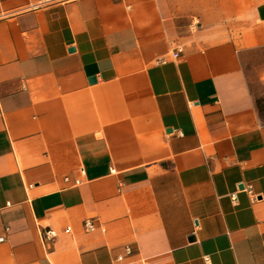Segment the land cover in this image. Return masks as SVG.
<instances>
[{
	"label": "crops",
	"instance_id": "0c3cea01",
	"mask_svg": "<svg viewBox=\"0 0 264 264\" xmlns=\"http://www.w3.org/2000/svg\"><path fill=\"white\" fill-rule=\"evenodd\" d=\"M40 1L0 0V264H264V0Z\"/></svg>",
	"mask_w": 264,
	"mask_h": 264
},
{
	"label": "rangeland",
	"instance_id": "374dc122",
	"mask_svg": "<svg viewBox=\"0 0 264 264\" xmlns=\"http://www.w3.org/2000/svg\"><path fill=\"white\" fill-rule=\"evenodd\" d=\"M246 74L252 90L256 111L264 122V50L246 60Z\"/></svg>",
	"mask_w": 264,
	"mask_h": 264
},
{
	"label": "built area",
	"instance_id": "2783aa9c",
	"mask_svg": "<svg viewBox=\"0 0 264 264\" xmlns=\"http://www.w3.org/2000/svg\"><path fill=\"white\" fill-rule=\"evenodd\" d=\"M66 0H41L40 1V5H50V4H59V3H63L65 2ZM176 56V55H175ZM245 191H247L248 193L252 194V188L251 187H247V188H244ZM231 199L236 202V194L233 193L231 195ZM85 227L88 231H93L94 230V226L92 225V223L90 221H87L85 223ZM45 236L47 239H53L55 236H56V233L52 230H49L45 233ZM131 249L130 248H126L125 249V255L128 256L131 254ZM116 261L118 263H122L124 261V255H119L117 256L116 258Z\"/></svg>",
	"mask_w": 264,
	"mask_h": 264
}]
</instances>
